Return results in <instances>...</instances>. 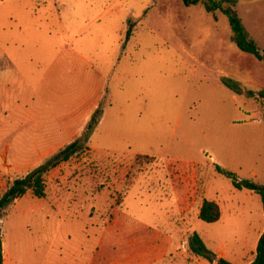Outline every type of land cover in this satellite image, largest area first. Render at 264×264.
Here are the masks:
<instances>
[{
	"label": "rangeland",
	"instance_id": "1",
	"mask_svg": "<svg viewBox=\"0 0 264 264\" xmlns=\"http://www.w3.org/2000/svg\"><path fill=\"white\" fill-rule=\"evenodd\" d=\"M236 1L264 51V0ZM232 35L225 14L183 0H0V49L13 56L0 63L29 68L12 90L33 104L50 76L62 110L99 85L107 106L83 150L46 175V196L4 210V264H205L189 240L207 187L224 216L199 234L234 264L253 260L261 197L214 162L252 180L264 171V60Z\"/></svg>",
	"mask_w": 264,
	"mask_h": 264
},
{
	"label": "crops",
	"instance_id": "2",
	"mask_svg": "<svg viewBox=\"0 0 264 264\" xmlns=\"http://www.w3.org/2000/svg\"><path fill=\"white\" fill-rule=\"evenodd\" d=\"M0 53H3L2 57L4 58H13L12 54H9L10 56L6 54V50L0 49ZM26 71H29V68H24L22 63H12L11 61L4 65H1L0 63V147L2 146L3 148V150L0 151V195L7 187L6 182L11 181L12 183L16 178L27 175L82 135L91 116L104 99L105 90L99 85L93 90L90 88L87 92H84L77 102L73 103L68 109L63 108L64 110H62V107L60 108L58 105L59 103L55 102L54 99H60L59 96L63 91V88H61V86L58 87V81L49 76L44 79L45 83L42 85L38 83V85H40L38 88L40 90L39 99L41 101L38 100V102H35L33 99V104H28L23 88L13 87V90L11 89V84L14 83V86L18 85L23 79L28 78V76H26ZM2 72H4V74L12 73L14 78L5 80V78L1 76ZM41 79L42 77L40 76L30 80L36 83ZM99 82L103 84L102 80ZM106 110L107 106H104V114L100 123L104 120ZM96 132L97 129L93 134ZM92 147L95 149L94 146ZM112 153L118 152L113 150L111 154ZM120 154L127 156V154L124 153ZM214 162L218 164L216 157H214ZM237 175L240 178H245L239 174ZM253 175L255 177L253 178V181L260 176L263 181L259 184H264V171H256ZM204 199L215 200L218 202L217 198L210 195V191L207 187L205 196L199 203L198 216L193 233L199 231L198 226L201 224L202 220L200 219V211ZM220 207L222 215L218 222H221L224 216L223 208L222 206ZM180 208L182 209L181 206H179V210H181ZM263 231L264 227L262 232ZM261 234L257 239V244ZM203 241L205 242L204 239ZM206 245L219 257L228 259V253L224 252V248H221V251H218L217 248H210L208 244ZM5 247L7 248V244L3 242L4 251ZM8 250L9 255L11 256L10 248ZM195 257L197 260L198 258H201L205 264L206 262L216 264L203 257L197 256L196 254ZM86 259L87 260H84L81 264H86L87 262L90 264V255H87ZM254 259L255 257L253 260ZM131 260V264H138L136 263L138 259ZM253 260L236 264H249ZM123 263H126V261H123L120 264Z\"/></svg>",
	"mask_w": 264,
	"mask_h": 264
},
{
	"label": "trees",
	"instance_id": "3",
	"mask_svg": "<svg viewBox=\"0 0 264 264\" xmlns=\"http://www.w3.org/2000/svg\"><path fill=\"white\" fill-rule=\"evenodd\" d=\"M183 2L187 6L202 4L204 8L212 14H215L217 11L225 14L228 17L233 32L232 41L237 47L244 52L255 55L260 60H264V51L260 49L236 10V0H183ZM216 18L217 17L215 16V19ZM223 82L227 86L233 88V90H236L237 92L241 91L238 84H233L227 80H223ZM250 94L254 95L252 92H250ZM258 95L264 99V91H260ZM102 112V108L98 107L91 116L82 135L63 150L48 159L44 164L27 175L16 178L9 186H7L5 191L0 195V217L3 215L6 207L16 199L26 195L29 191H32L37 198H44L46 196V175L53 168L63 162L69 161L83 150L89 142L93 131L100 122ZM215 167L219 174H223L232 180L235 188L247 189L260 195L264 210V184H259L248 178H240L235 172L226 169L219 164H216ZM221 215L222 212L218 202L215 200L204 199L200 211V219L207 223H215L220 220ZM189 249L197 256L203 257L212 263L234 264L223 257H219L209 249L198 232H194L191 236L189 240ZM0 264H4L3 237L1 233ZM249 264H264V231L258 240L255 259Z\"/></svg>",
	"mask_w": 264,
	"mask_h": 264
}]
</instances>
